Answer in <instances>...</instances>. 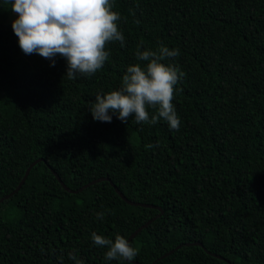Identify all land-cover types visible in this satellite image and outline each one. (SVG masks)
<instances>
[{
    "label": "trees",
    "instance_id": "trees-1",
    "mask_svg": "<svg viewBox=\"0 0 264 264\" xmlns=\"http://www.w3.org/2000/svg\"><path fill=\"white\" fill-rule=\"evenodd\" d=\"M12 2L0 0V264H76L70 253L83 264H264V0H115L124 46L107 43L103 67L74 80L60 55L51 66L22 52ZM161 45L179 50L163 63L184 73L179 131L93 120L95 96L146 65L138 49ZM100 177L156 207L130 205L108 180L78 191ZM149 220L129 241L132 262L106 260L91 240H127Z\"/></svg>",
    "mask_w": 264,
    "mask_h": 264
},
{
    "label": "clouds",
    "instance_id": "clouds-1",
    "mask_svg": "<svg viewBox=\"0 0 264 264\" xmlns=\"http://www.w3.org/2000/svg\"><path fill=\"white\" fill-rule=\"evenodd\" d=\"M114 6L115 0H13L11 9L18 16L11 27L24 54H39L51 66L60 55L67 63V79L74 80L78 74L92 76L103 67L110 55L105 50L107 43L119 41L124 46L125 37L118 28L121 15ZM178 55V49L164 45L155 51L138 49L136 57L146 65L128 66L117 90L95 96L88 108L93 120L111 123L115 115L127 123L134 116L136 123L154 125L162 119L170 129L179 131L181 122L172 100L174 86L184 73L174 63H163ZM149 107L155 109L151 116L146 110ZM97 218L102 220L104 213H97ZM91 240L107 249L104 256L108 261L132 262L137 255V249L121 235L113 241L92 232ZM69 257L83 264L74 254Z\"/></svg>",
    "mask_w": 264,
    "mask_h": 264
},
{
    "label": "water",
    "instance_id": "water-1",
    "mask_svg": "<svg viewBox=\"0 0 264 264\" xmlns=\"http://www.w3.org/2000/svg\"><path fill=\"white\" fill-rule=\"evenodd\" d=\"M37 161H39V160H37ZM35 164V162H33L32 164H30V166L26 169V172H25V174H24V176L22 177V179H21V181H20V183H19V185L16 187V189L14 190V191H12L10 194H8V195H6L4 198H8L9 196H12L13 194H15L19 189H20V187H21V185L24 183V181H25V179H26V177L28 176V174H29V171H30V169H31V167L33 166ZM54 175L56 176V178H57V180L61 183V185L63 186V188L64 189H66V190H68V191H72V190H70L66 185H64V183L60 180V177L54 172ZM102 180H108V181H110L109 180V178H107V177H100V178H96V179H94V180H92V181H90V182H88V183H86V184H84L82 187H80L79 189H78V191H80V190H83L84 188H87L88 186H90V185H93V184H95V183H97V182H100V181H102ZM110 183H111V185L114 187V189H115V191L117 192V194L123 199V200H125L127 203H129L130 205H133V206H143V207H156V206H154V205H149V204H144V203H138V202H133V201H130V200H128L125 196H124V194L110 181ZM160 209V208H159ZM160 212H162V210L160 209ZM157 216H155L154 218H156ZM150 221L151 220H149V221H147V222H145L143 225H141L139 228H137L128 238H127V241L129 242L132 238H134L135 237V235L139 232V231H141L143 228H145L149 223H150ZM193 244H198V245H200V243H193ZM176 248H178V246L176 247ZM173 252V250H171V251H169V252H167L166 254H164L163 255V257H165V256H167L168 254H170V253H172Z\"/></svg>",
    "mask_w": 264,
    "mask_h": 264
},
{
    "label": "rangeland",
    "instance_id": "rangeland-1",
    "mask_svg": "<svg viewBox=\"0 0 264 264\" xmlns=\"http://www.w3.org/2000/svg\"><path fill=\"white\" fill-rule=\"evenodd\" d=\"M17 15H18L17 13H13V15L11 16V20L14 21V20L17 18V17H16Z\"/></svg>",
    "mask_w": 264,
    "mask_h": 264
}]
</instances>
